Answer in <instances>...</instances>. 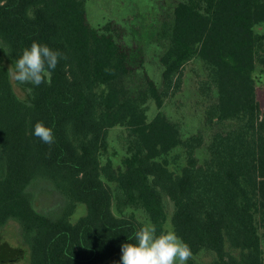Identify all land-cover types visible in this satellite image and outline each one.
Here are the masks:
<instances>
[{
	"label": "trees",
	"instance_id": "trees-1",
	"mask_svg": "<svg viewBox=\"0 0 264 264\" xmlns=\"http://www.w3.org/2000/svg\"><path fill=\"white\" fill-rule=\"evenodd\" d=\"M88 1L0 0L2 61L33 41L67 57L24 98L0 64L1 261L15 221L29 264H120L146 219L171 222L187 264H264V0H160L97 26ZM39 182L66 198L57 216L38 210Z\"/></svg>",
	"mask_w": 264,
	"mask_h": 264
},
{
	"label": "clouds",
	"instance_id": "clouds-1",
	"mask_svg": "<svg viewBox=\"0 0 264 264\" xmlns=\"http://www.w3.org/2000/svg\"><path fill=\"white\" fill-rule=\"evenodd\" d=\"M62 58L67 57L60 51L33 41L30 47L23 50L15 66L9 68V78L19 84L35 86L50 83L52 71ZM33 134L45 144L55 142L52 128L43 122L35 124ZM129 240L135 243L121 246L120 264H187L192 256L190 246L174 231H161L158 234L156 225L151 222L133 232Z\"/></svg>",
	"mask_w": 264,
	"mask_h": 264
},
{
	"label": "rangeland",
	"instance_id": "rangeland-1",
	"mask_svg": "<svg viewBox=\"0 0 264 264\" xmlns=\"http://www.w3.org/2000/svg\"><path fill=\"white\" fill-rule=\"evenodd\" d=\"M158 1L160 0H89L88 1V12L92 23L97 26L101 23H105L109 19H124L131 17L132 20L139 19L138 15L147 17L153 14L157 8ZM123 20L122 22H125ZM135 21V20H134ZM138 22H133L136 24ZM255 30L259 33H264V24L256 26ZM8 67V66H7ZM11 66L9 65V68ZM258 87H259V99L264 104V74L258 76ZM187 81V78H186ZM14 85L15 91L22 96L26 97V92L23 87L18 82L11 80ZM193 91L192 86L186 82L184 92L179 97V102L186 103L191 101L188 99V94L190 95ZM175 106V105H174ZM174 109V107H173ZM191 109V110H190ZM184 111L189 114V111H194V108L190 104L184 106ZM180 161V159H179ZM176 167V166H175ZM30 192L35 200V204L38 210L50 216H57L60 214L65 206L66 198L60 194L53 186L47 183H34ZM86 211L85 205H80L78 213L74 216V221ZM145 224L148 223L144 219ZM167 231H174L171 222L166 225ZM2 243L8 244L9 248L16 251H23L24 254L21 256H16L15 259L3 263L0 258V264H29L31 260L30 251L28 246L23 243L20 235L19 224L15 221L10 222L2 232ZM121 259V258H120ZM205 261L209 259L205 258Z\"/></svg>",
	"mask_w": 264,
	"mask_h": 264
},
{
	"label": "flooded vegetation",
	"instance_id": "flooded-vegetation-1",
	"mask_svg": "<svg viewBox=\"0 0 264 264\" xmlns=\"http://www.w3.org/2000/svg\"><path fill=\"white\" fill-rule=\"evenodd\" d=\"M0 64L1 65H5L6 67L8 66L9 68V65L10 66H15L11 61H9L7 58H4L3 61L0 59ZM14 86V85H13ZM21 86L23 87V85L21 84ZM23 90H24V87H23Z\"/></svg>",
	"mask_w": 264,
	"mask_h": 264
},
{
	"label": "water",
	"instance_id": "water-1",
	"mask_svg": "<svg viewBox=\"0 0 264 264\" xmlns=\"http://www.w3.org/2000/svg\"><path fill=\"white\" fill-rule=\"evenodd\" d=\"M13 254H14V256H18V255H23L24 252L20 250V251L14 252Z\"/></svg>",
	"mask_w": 264,
	"mask_h": 264
}]
</instances>
